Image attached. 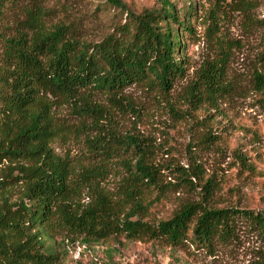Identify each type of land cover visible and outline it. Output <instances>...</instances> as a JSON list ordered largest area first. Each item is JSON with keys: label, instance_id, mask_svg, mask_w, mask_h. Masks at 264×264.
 Masks as SVG:
<instances>
[{"label": "rangeland", "instance_id": "374dc122", "mask_svg": "<svg viewBox=\"0 0 264 264\" xmlns=\"http://www.w3.org/2000/svg\"><path fill=\"white\" fill-rule=\"evenodd\" d=\"M121 1L133 13L162 6V0ZM169 1L190 18L192 29L184 32L185 72L168 92L133 83L116 99L85 93L89 106L42 96L56 132L49 144L75 187L69 201L87 208L100 192L110 205L120 203L119 210L130 207L122 206L128 177L123 159L129 154L101 160L95 153L96 135L114 129L142 136L159 169L161 186L139 188L134 195L145 206L135 218L157 223L191 204L196 216L210 206L264 214V0ZM125 17V9L104 0H0V93L15 67L16 49L38 31L64 24L76 38L97 42ZM223 53L227 62L217 89L213 78L199 74L207 61L217 62L211 74H219ZM2 109L0 97V129ZM7 165L0 163V206L12 181L5 179ZM8 187L9 201L19 199L22 185ZM47 230L56 264H248L264 258V238L244 217L236 218L232 238L214 240L211 247L189 238L173 244L110 234L97 240L56 225Z\"/></svg>", "mask_w": 264, "mask_h": 264}, {"label": "trees", "instance_id": "16d2710c", "mask_svg": "<svg viewBox=\"0 0 264 264\" xmlns=\"http://www.w3.org/2000/svg\"><path fill=\"white\" fill-rule=\"evenodd\" d=\"M125 9V22L97 42L83 41L71 27L57 24L43 28L16 49L17 60L9 83L0 93L3 119L0 129V163L8 161V186L21 184L20 198L9 201L2 191L0 206V264H56L58 254L47 243L48 227L56 225L72 234L101 239L110 234L139 238H164L175 244L189 238L211 247L214 240L227 241L235 235L237 217L248 219L264 238V214L232 207H205L196 216V204L184 206L167 219L150 223L135 218L145 206L135 201L139 188H158L159 169L150 161L151 149L142 136L116 130L94 138L101 160L129 154L124 212L110 205L98 192L87 208H74L69 195L75 187L64 160L53 152L50 140L56 135L49 104L42 96H61L82 105L86 94L116 95L133 83L158 87L163 92L185 72L184 32L192 29L186 14L162 0L159 8L139 13L126 10L121 0H104ZM191 8V6L189 7ZM27 38H24V41ZM20 44V42L18 43ZM219 74H211L217 62H206L199 74L213 78L221 89L227 54L220 59ZM103 165H101L102 167ZM122 213V214H121ZM248 264H264L258 258Z\"/></svg>", "mask_w": 264, "mask_h": 264}]
</instances>
